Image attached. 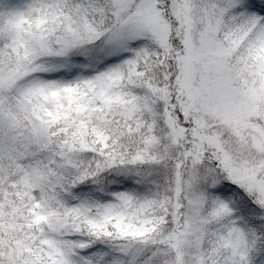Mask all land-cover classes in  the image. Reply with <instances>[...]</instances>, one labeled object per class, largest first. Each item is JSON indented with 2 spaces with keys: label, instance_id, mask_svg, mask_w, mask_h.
Returning <instances> with one entry per match:
<instances>
[{
  "label": "snow or ice",
  "instance_id": "6c2138e0",
  "mask_svg": "<svg viewBox=\"0 0 264 264\" xmlns=\"http://www.w3.org/2000/svg\"><path fill=\"white\" fill-rule=\"evenodd\" d=\"M0 264H264V0H0Z\"/></svg>",
  "mask_w": 264,
  "mask_h": 264
}]
</instances>
